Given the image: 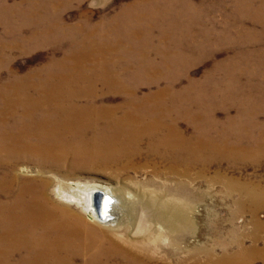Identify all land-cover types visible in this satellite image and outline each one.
<instances>
[{"label": "rangeland", "instance_id": "obj_1", "mask_svg": "<svg viewBox=\"0 0 264 264\" xmlns=\"http://www.w3.org/2000/svg\"><path fill=\"white\" fill-rule=\"evenodd\" d=\"M7 84L31 99L38 118L54 113L50 105L62 104L85 114L90 124L75 123L66 134L52 125L58 131L53 141L39 130L30 140L40 154L3 159L0 176L16 162L18 182H45L58 221L68 220L66 230L72 233L77 219L81 230L95 229L98 237L91 242L81 233L65 235L58 246L33 247L25 238L9 239L8 231H29L26 224L0 221V264H155L157 258L156 264H180L188 250L203 260V244L215 256L251 248V264H264V198L253 210L236 203L237 195L223 186L232 180L264 191L258 144L264 132V0H0V87ZM42 99L50 104L38 106ZM150 122L186 131L198 126L221 146L215 153L208 144L207 163L194 155L188 178L192 228L180 232L179 247L162 226L153 231L147 219L152 208L140 206L148 195L172 191L179 180L168 170L176 163L153 142ZM18 127L19 117L12 115L0 122V134L21 132L23 121ZM132 134L141 136L139 143L123 150L121 141ZM223 141L255 149L258 156L225 158ZM113 144L130 154L106 163L96 149ZM94 185L123 198L128 239L155 233L145 243L147 256L104 251L101 231L118 228L89 221L79 204L57 194L75 197ZM0 197L6 213L26 216L28 200L18 211L7 205L10 193Z\"/></svg>", "mask_w": 264, "mask_h": 264}, {"label": "bare ground", "instance_id": "obj_2", "mask_svg": "<svg viewBox=\"0 0 264 264\" xmlns=\"http://www.w3.org/2000/svg\"><path fill=\"white\" fill-rule=\"evenodd\" d=\"M18 83H21V81H18ZM9 84H7L5 88L0 87V92L4 93V96L0 99V105H3L4 107V109L0 108V122L6 121L12 115H14V117L17 115L19 117L18 128L21 127V121H23L24 130L19 133L1 132L0 162H4L3 159H18L17 155L19 153L32 155L40 154V149L34 146L35 144L30 140L32 135L39 136V130H44L43 133L49 136L53 141L58 131L52 128V125L60 127L62 134H66L74 130L75 123H78V126L90 124L89 119L84 116L85 114L80 111L75 114L71 110H68L66 105L62 104L50 105L56 115L52 113L49 114V117L38 118L37 114L35 115L33 112L32 106L34 104L31 102V99L25 95L23 97L28 101L23 100L20 88L16 90ZM54 91L55 90L50 91V95H57ZM67 95L78 97L71 93H68ZM47 103L50 104L49 101L42 99L38 102V106H43ZM146 123L147 122H144L142 119H138V126L144 127ZM192 124L194 125V122H192ZM148 126L150 129L156 130V135L152 139L155 145L161 146V151L165 156H171L170 159L176 163L169 164L168 170L171 174L179 178V180L172 191L169 192L166 190L159 197L148 195L147 202L142 203L140 206L141 208H152V212L150 211L151 214L147 216L150 226H162L164 230L167 231L173 244L178 246L180 240L183 239L180 237V232L192 228V221L189 216L191 204L190 183L188 178L191 174L190 171L195 164L194 155L197 154L201 156L200 160L207 163V160L204 158V156L207 155V150L209 149L208 151L218 153L216 151H218L221 146L215 141L208 140L207 138L210 137L207 135L206 131L198 126H196L195 131V127L190 129L189 131L191 132L181 130L175 124L167 126L163 122L158 124L150 122L148 123ZM259 137L260 141L258 144L264 152V132L261 133ZM139 139H141L139 134H132L127 137L126 141H121V144L123 145H121V148L123 150H128L129 144L133 146L137 145ZM113 145V148L100 147L96 149L106 163L108 161H121L123 157L130 154L129 151L126 153L118 151L117 145ZM222 145L224 147L223 157L225 158L233 156L239 158L258 156L255 149L240 148L238 144L228 143L226 141H223ZM207 146L208 149H206ZM111 149L115 150L116 155L113 156L112 152H109ZM49 152H51V150H49ZM135 152L134 149L131 150V154H134ZM15 163L16 162H14V164ZM14 164L7 168L5 173L2 174L6 176H0V195L3 192L4 194L10 193L12 199L7 205L10 206V204H13L15 207L19 208L18 211L21 210V207L26 200H28L29 207L26 210V216L23 214L10 215L4 211L7 207L5 204L6 202L2 201L0 197V212L4 211L0 214V221H3L4 224L8 225L16 223L17 225L23 226L26 224L30 230L23 232L19 230H13L12 232L8 231L9 239H13V236L17 239L25 238L31 246L42 247L48 244L51 246H58L60 243L59 238L65 235L68 239L69 235L75 237V234L81 233L80 235L83 240L91 242L93 238L98 237L95 229H90V231H87L86 233L83 231L82 227L81 230L77 219L72 223V225H74L72 233H70L68 228L67 231L64 227L69 225L68 220L65 222L62 220L58 221V219H60V213L54 207L53 199L49 198L45 193V182L37 183L34 180L18 182L15 175ZM223 186L229 193H235L237 195V198L235 199L236 203H249L253 207V210L257 208L259 201L264 198V191L262 188L246 187L232 180L225 181ZM57 194L60 198L70 199V202L73 200L74 203L79 204L82 210L85 211L86 217L89 221L93 222L96 220L104 226L115 227L120 230L118 231L114 229V231H101L100 234L105 243L104 247L102 243L101 246L104 251L112 253L115 249L117 252H123L128 257L138 259L139 254L134 252V250H137L136 252L147 256L148 249L145 246V243L148 242V239L155 240V229L153 227L154 232H149L147 236L140 235L133 239H128V222L127 220H122L121 222L123 198L121 199V196H118L119 194L115 189L109 190L94 185L93 187L81 190V193L78 196L75 195V197L72 196V193L71 196L65 194L63 190H58ZM165 195L170 196L167 197ZM243 197H245V199L240 201ZM254 225L258 228L261 224L254 222ZM255 240L256 238H253L252 241ZM13 247L14 246L12 245L8 246V248ZM253 250L254 249L251 248L234 249L232 252L224 251L219 256H215L212 250L208 248L206 244H203L199 249V252L203 256V260L193 259L195 250H188L185 257L179 258V262L180 264H251L253 261L250 262V257L248 256L254 253ZM170 254L173 255L176 254V252L171 251ZM159 259L161 258H157V260L154 259L155 264ZM189 260L190 262H187ZM136 263L141 264L140 262Z\"/></svg>", "mask_w": 264, "mask_h": 264}]
</instances>
